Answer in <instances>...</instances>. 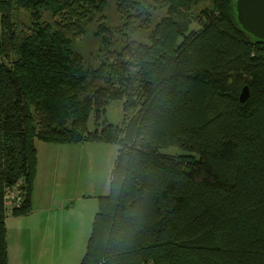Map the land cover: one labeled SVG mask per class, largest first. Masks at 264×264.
<instances>
[{
	"label": "trees",
	"instance_id": "1",
	"mask_svg": "<svg viewBox=\"0 0 264 264\" xmlns=\"http://www.w3.org/2000/svg\"><path fill=\"white\" fill-rule=\"evenodd\" d=\"M233 1L117 0L133 34L167 15L150 44L90 72L74 45L104 0H0V264L6 189L25 190L14 217L32 211L36 138L119 144L81 264H264V44L237 26ZM234 76L251 82L244 105ZM111 101L123 124L90 132Z\"/></svg>",
	"mask_w": 264,
	"mask_h": 264
},
{
	"label": "rangeland",
	"instance_id": "2",
	"mask_svg": "<svg viewBox=\"0 0 264 264\" xmlns=\"http://www.w3.org/2000/svg\"><path fill=\"white\" fill-rule=\"evenodd\" d=\"M104 1L106 2L105 9L90 21L86 26V32L82 39L77 40L74 45V50L81 55L85 65L91 70L90 72L97 70L103 62H107L108 60L112 62L115 55H110L109 53L121 52L128 42L136 41L137 43L150 44L152 42V39H150L151 31L167 15L164 10L156 12L154 14L153 24L149 29L133 34L124 27L125 21L117 8V0ZM207 2L210 3V0H207ZM23 14L22 18L20 15L16 16L17 22L20 24L19 22L23 20L22 22L26 23L25 25L27 26L30 23L29 13ZM45 18L49 20L51 17L46 15ZM23 23L19 25L21 28H23ZM193 29L198 31L200 27L195 24L193 25ZM230 80L232 81L230 82V87L236 93L238 88V95L241 94L245 86L251 83L245 78L236 80L235 76ZM124 118L122 103L111 101L107 104L105 112L101 115L98 126L96 113H92L88 122V130L94 133L99 129L102 133L104 129L109 130L107 127L109 125L120 127L124 122ZM42 144L46 143L39 138L34 140L37 153L33 185L35 184L37 186L36 194L43 197L45 201L63 195L64 199L60 207L64 205L66 208H64L65 211L61 215L60 220L62 222L65 218V222L71 225V239L74 240L80 214L91 210L94 216L90 223L93 225L94 218L99 210V199L109 193L110 177L118 155L119 144L99 140H89L81 144H72L78 148L75 157L73 154L67 156L65 153H61L58 158H55L53 163H47V170L52 176H55L59 170L61 171L59 180L53 177L47 182L41 181L40 175L44 163L43 151L41 150ZM161 152L173 157L187 156L186 153L175 147L163 149ZM67 175H69L70 179L68 178L66 182ZM7 218L9 222H14L15 220L11 212H7ZM91 232L92 228L88 232L89 238Z\"/></svg>",
	"mask_w": 264,
	"mask_h": 264
},
{
	"label": "crops",
	"instance_id": "3",
	"mask_svg": "<svg viewBox=\"0 0 264 264\" xmlns=\"http://www.w3.org/2000/svg\"><path fill=\"white\" fill-rule=\"evenodd\" d=\"M42 145L44 163L40 173L41 181L47 182L53 177L59 180L61 171L52 176L47 170V163H53L61 153L67 156L73 154L75 157L78 148L72 144ZM68 178L70 179L69 175L66 176V182ZM36 189L37 186L34 184L33 210L22 217L13 216L14 222H9L8 218L6 220L8 264H81L90 239L89 229H93L90 222L94 214L91 210L80 214L77 233L72 240L71 225L65 222V218L62 222L60 220L66 208L64 205L60 207L64 199L63 195L45 201L43 197L36 194Z\"/></svg>",
	"mask_w": 264,
	"mask_h": 264
},
{
	"label": "water",
	"instance_id": "4",
	"mask_svg": "<svg viewBox=\"0 0 264 264\" xmlns=\"http://www.w3.org/2000/svg\"><path fill=\"white\" fill-rule=\"evenodd\" d=\"M233 16L237 26L251 39L264 44V0H234ZM251 96L246 86L240 94L241 104Z\"/></svg>",
	"mask_w": 264,
	"mask_h": 264
},
{
	"label": "built area",
	"instance_id": "5",
	"mask_svg": "<svg viewBox=\"0 0 264 264\" xmlns=\"http://www.w3.org/2000/svg\"><path fill=\"white\" fill-rule=\"evenodd\" d=\"M24 192L25 190L21 184L6 189L5 207L7 212L12 213L14 209H19L23 206L25 200Z\"/></svg>",
	"mask_w": 264,
	"mask_h": 264
}]
</instances>
